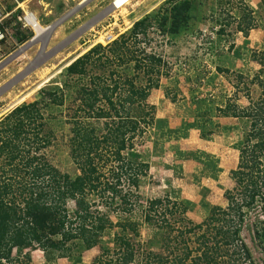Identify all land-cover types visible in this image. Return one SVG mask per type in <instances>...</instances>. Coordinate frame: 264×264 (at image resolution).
Instances as JSON below:
<instances>
[{
  "label": "trees",
  "instance_id": "trees-1",
  "mask_svg": "<svg viewBox=\"0 0 264 264\" xmlns=\"http://www.w3.org/2000/svg\"><path fill=\"white\" fill-rule=\"evenodd\" d=\"M197 6L198 0H166L113 41L91 47L66 67L67 77H78L74 118L105 121L99 135L79 124L71 131L70 156L78 171L74 177L58 171L43 152L50 146L41 123V108L47 107L43 93L39 100L15 106L0 117V264H31L30 253L35 250L55 253L60 259L81 255L80 249L99 246L104 233L113 229L119 232L112 247L103 248L88 264H254L240 233L248 213L264 210V81L259 78L254 79L260 88L256 98L246 89L247 107H239L227 95L219 100L223 106L211 99H194L198 118L213 111L217 118L250 121L239 164L231 171L235 186L227 192L225 208L216 206L204 220L195 222L187 216L189 209L183 202L167 196L150 199L141 210L143 223L153 231V238L146 242L140 240L136 222L113 223L109 218L111 212L131 213L140 200L138 188L149 165L136 150L134 139L147 128V133L151 128L162 133L165 125L149 103L162 79L173 77L171 64L158 50L163 42L157 44L156 37L177 39L190 33V23L198 19ZM243 11L249 16L241 14L239 21L246 26L238 23L236 28L245 35L255 19L249 8ZM14 28L20 44L33 36ZM223 33L218 29L216 39ZM260 65L263 69L264 62ZM215 70L230 74L220 64ZM87 71L91 74L84 80ZM233 74L244 79L242 73ZM165 95L172 103L178 100L175 89ZM194 125L199 129L196 122L181 129ZM124 186H128L125 191ZM89 197L105 198L107 205L93 209L95 201ZM259 217L254 233L264 246V212Z\"/></svg>",
  "mask_w": 264,
  "mask_h": 264
},
{
  "label": "rangeland",
  "instance_id": "rangeland-1",
  "mask_svg": "<svg viewBox=\"0 0 264 264\" xmlns=\"http://www.w3.org/2000/svg\"><path fill=\"white\" fill-rule=\"evenodd\" d=\"M80 1L28 0L26 4L42 25L35 28L38 31L36 40L39 41L26 52L29 57L24 53L0 70V117L15 106L39 100L43 93L47 107L41 108V123L50 140V146L43 152L58 171L71 177L78 173L70 156L71 131L79 124L88 129L93 128L99 135L103 132L105 121L93 118L81 120L83 116L76 117L78 120L74 118V110L78 106V96L75 93L76 88L79 89L78 77L66 76V64L97 44L110 43L127 31L135 21L155 12L166 0H130L122 6L115 3V0H89L49 35L51 28L43 27L58 21L77 7ZM111 3L114 10L110 14L99 18L86 31L80 30L84 24L102 15ZM2 4L6 7L12 6L10 0H3ZM244 8H249L255 19L254 27L245 35L236 28L238 23L246 26L239 21L241 14L244 17L249 16V13L243 11ZM194 13L198 19L194 18L190 23L192 31L185 35L180 34L177 39H162L156 37L157 32L153 31L157 44L163 42L158 50L171 64L173 77L170 80L162 79L160 88L151 92L149 103L156 107L159 116L167 113L176 117L179 125L173 128L180 130L172 134L168 132L170 128L164 125L162 133L154 128L147 133V128L145 133L136 136L134 146L142 160L152 169L141 178L138 188L140 200L135 210L126 214H109L113 223L124 220L136 222L142 242L153 238V231L143 223L141 216L142 207L150 199L167 196L171 200L183 202L189 209L187 216L195 222L204 220L214 207L227 206V192L235 186L231 171L239 164V151L249 131L250 121L217 118L212 115L213 111L203 112L202 118H198V112L197 116L194 112L197 106L194 99L196 96L204 102L211 99L216 105L223 106L219 100L222 95H227L239 107H247L249 103L245 97L246 89L249 88L251 96L256 98L260 88L258 81L254 79L264 81V68L261 69L260 65V62H264V0H198ZM197 21L199 23L196 24ZM5 24L8 34L0 44V63L31 39L20 44L19 38L14 35V27L18 26L22 35L29 34V31L23 30L17 20L11 18ZM220 28L224 33L218 40L215 32ZM44 43L47 44L46 47ZM224 56L226 57L221 63L220 59ZM217 64L228 67L230 74H217ZM18 69L20 71L17 72ZM233 72L242 73L244 79L237 78ZM24 73L27 74L15 81L14 78ZM90 74L91 71H87L84 80ZM251 82L255 84L252 85ZM10 83L13 84L9 86ZM173 89L178 93L176 103H172L165 95V92L171 95ZM54 96L56 99H53ZM97 105L105 108L103 103ZM204 120L209 121L205 123ZM193 122L200 125L199 129L195 125L181 129V125L183 127ZM205 134L209 136L205 138ZM168 142H177L174 147L171 146V151L180 153L176 158L168 154L169 157L164 160L159 154L163 156L162 150L169 148L165 147ZM152 160L154 162L151 163ZM165 161L166 166L174 161L180 163L173 164L175 169L168 178L169 182L163 187L160 175L162 172L159 169ZM113 182L116 183V180ZM127 188L128 186H124L123 191ZM108 196L110 195H105ZM89 200L95 201L92 208L96 210L107 205L105 202L108 201L105 198L99 201L98 197H89ZM68 206L73 208L71 202ZM262 212L264 210L257 208L248 213L240 233L254 264H264V246L254 233ZM118 232V229L106 231L99 246L91 250L80 249L81 255L76 253L71 258L60 259L55 253L32 251L31 264H88L103 248L112 247Z\"/></svg>",
  "mask_w": 264,
  "mask_h": 264
},
{
  "label": "built area",
  "instance_id": "built-area-1",
  "mask_svg": "<svg viewBox=\"0 0 264 264\" xmlns=\"http://www.w3.org/2000/svg\"><path fill=\"white\" fill-rule=\"evenodd\" d=\"M2 1L3 0H0V44L5 40L8 34L5 22L9 20L12 15H17L16 18L19 26L23 30L32 31L35 37V28L36 26L39 27L40 24L37 22L36 14H34V12H32L26 4L28 0H10L12 3V6L9 7L10 9L8 6H4Z\"/></svg>",
  "mask_w": 264,
  "mask_h": 264
},
{
  "label": "water",
  "instance_id": "water-1",
  "mask_svg": "<svg viewBox=\"0 0 264 264\" xmlns=\"http://www.w3.org/2000/svg\"><path fill=\"white\" fill-rule=\"evenodd\" d=\"M85 4H80L77 7L73 8L70 12L66 13L62 18H60L58 21H56L54 24L51 25L52 27V31H54L58 26H60L65 20L69 19L77 10H80ZM113 11L111 5L107 8V10H105L102 15H99V17L94 20H91L90 22H88L86 25L84 24L82 26V28L80 30H82V32L86 31L87 29L91 28V26L93 24H95L96 22H98L99 18H104L106 15L110 14ZM36 37V36H35ZM35 37L33 36V38H31L26 44H24V46L22 48H20L18 51H16L15 53H13L12 55H10L7 59H5L3 62L0 63V70L2 68H4L5 66H7L10 62H12L13 60H15L16 58H18L19 56L23 55L24 53H26V51L37 44L38 41L35 40ZM47 46V44L45 45V47ZM27 73L21 74L19 77L14 78L15 81L20 80V78H22L23 76H25ZM13 83H10L9 86H11Z\"/></svg>",
  "mask_w": 264,
  "mask_h": 264
},
{
  "label": "crops",
  "instance_id": "crops-1",
  "mask_svg": "<svg viewBox=\"0 0 264 264\" xmlns=\"http://www.w3.org/2000/svg\"><path fill=\"white\" fill-rule=\"evenodd\" d=\"M35 14V13H34ZM36 19H37V22H39V20H38V17L36 16ZM39 24H40V22H39ZM41 25V24H40ZM30 49H31V47L27 50V51H30ZM26 51V52H27ZM28 54L29 53H26V56H28ZM32 56V55H31ZM29 57V56H28ZM71 63V61L70 62H68L67 64H66V66L65 67H68V65ZM18 71H20V69H18L17 70V72ZM16 100H17V98H16ZM10 110V109H9ZM156 117H158L159 119H163L164 121H165V125L166 126H168L170 129H172L174 126H176V125H179V122L178 121H176L177 119H176V117H173L172 115H169V114H165V113H163V116H162V114L159 116V113H158V111H156ZM173 129H175V128H173ZM173 134V133H172ZM167 140L169 141V138H167ZM166 140V141H167ZM174 140V139H173ZM173 140H171V141H173ZM177 142H168V144H166V146L165 147H169V148H163V156H161L160 154H159V156L160 157H163V159L165 160L166 159V157H169V155H170V157H173L174 156V158H176V155H178L180 152L179 151H171V146L172 147H174L173 145L174 144H176ZM179 143H181V142H179ZM169 154V155H168ZM154 157H158V156H154ZM151 163L152 162H154V160H152V161H150ZM177 163H180V161H174V162H172L171 164H169V166H166L165 164H167V162L165 161V162H163L162 163V168L161 169H159L162 173L160 174L161 175V181H162V186L164 187L165 186V184L166 183H168L169 182V177H170V175H172L171 173H173V171H174V166H173V164H177ZM150 170L152 169V167L151 168H149ZM158 170V169H157Z\"/></svg>",
  "mask_w": 264,
  "mask_h": 264
},
{
  "label": "bare ground",
  "instance_id": "bare-ground-1",
  "mask_svg": "<svg viewBox=\"0 0 264 264\" xmlns=\"http://www.w3.org/2000/svg\"><path fill=\"white\" fill-rule=\"evenodd\" d=\"M78 1H80V0H78ZM89 0H83V1H80V2H88ZM130 0H115V3H118L119 4V6H122V5H124L125 3H127V2H129ZM79 2V3H80ZM111 7H112V3H111ZM113 9V8H112ZM114 10V9H113ZM39 24V23H38ZM54 24V23H53ZM52 25V24H51ZM51 25L50 26H47V27H43V28H45V29H48V28H51L50 29V32H49V35L51 34V32H52V27H51ZM40 26H42V25H40ZM35 33H36V37H35V40L38 38V31L36 32V29H35ZM36 41H39V40H36ZM4 41H2V43H3ZM1 43V44H2ZM46 44L44 43V46H45ZM43 48V47H42Z\"/></svg>",
  "mask_w": 264,
  "mask_h": 264
},
{
  "label": "clouds",
  "instance_id": "clouds-1",
  "mask_svg": "<svg viewBox=\"0 0 264 264\" xmlns=\"http://www.w3.org/2000/svg\"><path fill=\"white\" fill-rule=\"evenodd\" d=\"M80 4H85V2H81ZM79 4V5H80ZM9 8V7H8ZM17 20V19H16ZM19 24V23H18ZM27 31H29V30H27ZM29 32H31L32 34H33V36H34V33L32 32V31H29ZM33 36L31 37V38H33ZM6 39V38H5Z\"/></svg>",
  "mask_w": 264,
  "mask_h": 264
},
{
  "label": "flooded vegetation",
  "instance_id": "flooded-vegetation-1",
  "mask_svg": "<svg viewBox=\"0 0 264 264\" xmlns=\"http://www.w3.org/2000/svg\"><path fill=\"white\" fill-rule=\"evenodd\" d=\"M16 16L17 15H12L11 19L16 20L17 19Z\"/></svg>",
  "mask_w": 264,
  "mask_h": 264
}]
</instances>
